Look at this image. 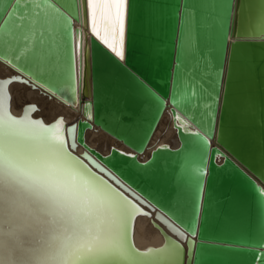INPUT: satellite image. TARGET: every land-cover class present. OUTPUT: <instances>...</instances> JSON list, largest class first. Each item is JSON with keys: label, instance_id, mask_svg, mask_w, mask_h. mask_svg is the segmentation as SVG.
I'll return each mask as SVG.
<instances>
[{"label": "water", "instance_id": "95a60500", "mask_svg": "<svg viewBox=\"0 0 264 264\" xmlns=\"http://www.w3.org/2000/svg\"><path fill=\"white\" fill-rule=\"evenodd\" d=\"M262 21L264 0H129L121 61L85 0H0V60L80 110L77 145L152 208L174 264H264ZM167 110L177 147L141 161ZM93 128L125 150L89 147Z\"/></svg>", "mask_w": 264, "mask_h": 264}, {"label": "snow or ice", "instance_id": "6c2138e0", "mask_svg": "<svg viewBox=\"0 0 264 264\" xmlns=\"http://www.w3.org/2000/svg\"><path fill=\"white\" fill-rule=\"evenodd\" d=\"M85 13L92 35L123 61L129 0H85ZM257 31L264 32V21ZM13 82L28 83L0 80V264H131L135 254L164 251L129 247L131 221L149 213L69 151L76 148L75 124L65 129L63 117L47 125L33 119L35 105L13 115Z\"/></svg>", "mask_w": 264, "mask_h": 264}, {"label": "bare ground", "instance_id": "6f19581e", "mask_svg": "<svg viewBox=\"0 0 264 264\" xmlns=\"http://www.w3.org/2000/svg\"><path fill=\"white\" fill-rule=\"evenodd\" d=\"M81 24L75 23L74 26L75 27L81 26ZM82 27H84L83 24ZM86 38L87 36L85 34V31L83 30L82 49L80 48V52L81 50L83 51L84 49ZM14 76H19L21 77L22 80H25V78H23L18 73L13 71L7 64H5L0 60V80L10 79L11 77ZM8 91L12 98L10 102L11 113L17 117H20L24 114V109L27 105H35L37 110L30 114L31 118L41 119L46 125L51 124L58 117L65 116L64 119L65 129H67L71 125L75 124L78 119L82 118L80 110L77 107L73 108L67 105L66 103L60 101L59 99L50 96L48 93L44 92L40 88L34 87L29 82L26 84L20 82H13L8 86ZM61 114L62 116H58ZM37 116H40L41 118H38ZM165 120H166V128L163 131V134L160 136V141L161 143H166V142L169 143V146L172 148L177 147L178 141L175 136V131L172 128L171 116L167 110L164 112L163 116L161 117L160 122L153 134V137L148 144V148L143 154L138 156V158L141 161L145 160L148 157L153 147L159 145L158 143H154V138L156 137L157 130L158 129L161 130ZM96 132H98L97 137H95ZM65 135L67 136L66 132ZM92 136L93 139L91 138ZM100 138H104V139L100 141ZM85 142L89 147L95 148L97 151H99L102 154L107 153L112 146L120 150H125V148L121 145V143L117 142L115 139L108 136L98 128H93L92 130L86 131ZM105 150L107 151L104 152ZM69 151H71L75 157L80 158L82 162H84L85 165H87L97 175H99V177L103 178L116 190L122 192L125 197H127L129 200L135 203L143 212L149 213V215H136L135 218L131 221V233H130L131 243L133 247L136 250H139V252L141 253L147 251L148 249H165V250L159 253H152L149 256H141L139 254H135L131 264H174L177 258L176 248L172 245H166L164 243L162 236L154 228L153 224H157L173 240L175 239L170 234V232H168V230L155 218L154 212H152L151 210L152 208L148 206V204L144 202L142 199L140 198L136 199V197L138 196L135 193H134L135 195H133V192L129 188L124 186L108 170L101 171L100 170L101 168L103 169L105 168L102 167L91 155L88 154L91 157V160L94 161L95 164L99 165L100 167L94 166L92 163L89 162L88 159H85L84 154L86 151L81 146L77 145V143H76V148L74 150L71 149V146H69ZM150 225L157 231L159 235L152 230Z\"/></svg>", "mask_w": 264, "mask_h": 264}, {"label": "rangeland", "instance_id": "374dc122", "mask_svg": "<svg viewBox=\"0 0 264 264\" xmlns=\"http://www.w3.org/2000/svg\"><path fill=\"white\" fill-rule=\"evenodd\" d=\"M58 116H62V114L61 115H58ZM38 118H41L40 116H37ZM56 117V116H55ZM54 117V118H55ZM64 119H65V116H62ZM57 118V117H56ZM45 120V119H44ZM50 120H52V119H50ZM165 123V124H164ZM163 123V126H162V128H161V130L160 129H158L157 130V133H156V137L154 138V143H158L159 145H161V144H167V145H169V143H161V141H160V136L163 134V131L165 130V128H166V120H165V122ZM97 133L98 132H96L95 133V135H93V136H95V137H97ZM93 136L91 137L92 139H93ZM104 138H100V141L101 140H103ZM95 149V148H94ZM107 150H105L104 152H106ZM151 226V225H150ZM151 228H152V230L153 231H155L156 233H157V231L151 226ZM158 234V233H157ZM159 235V234H158ZM157 246V245H156Z\"/></svg>", "mask_w": 264, "mask_h": 264}]
</instances>
